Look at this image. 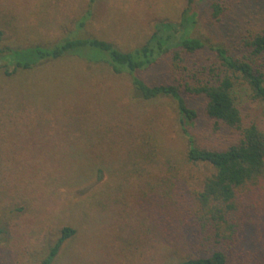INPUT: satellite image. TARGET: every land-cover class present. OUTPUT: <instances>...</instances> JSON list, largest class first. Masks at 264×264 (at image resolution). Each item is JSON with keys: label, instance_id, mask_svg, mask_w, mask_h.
<instances>
[{"label": "rangeland", "instance_id": "1", "mask_svg": "<svg viewBox=\"0 0 264 264\" xmlns=\"http://www.w3.org/2000/svg\"><path fill=\"white\" fill-rule=\"evenodd\" d=\"M212 1L196 0L194 33L245 51L246 35L264 26V0H231L219 22L208 10ZM187 4L0 0V48L16 52L0 54V264H42L66 226L76 233L51 264H173L212 252L215 240L203 242L193 214L213 169L186 162L188 140L171 98L141 100L131 76L92 49L17 70V48L50 47L71 32L130 50L156 24L178 22ZM213 56L207 50L191 63ZM256 64L264 71V54ZM165 69L141 75L152 84L178 82L179 73ZM244 93L247 119L264 127V104ZM188 99L200 112L190 128L198 143L225 146L228 133L207 117L204 97ZM242 191L241 242L228 250V264H264V190Z\"/></svg>", "mask_w": 264, "mask_h": 264}, {"label": "trees", "instance_id": "2", "mask_svg": "<svg viewBox=\"0 0 264 264\" xmlns=\"http://www.w3.org/2000/svg\"><path fill=\"white\" fill-rule=\"evenodd\" d=\"M232 1L234 5L240 3V0ZM195 2L188 0L178 22L156 24L149 38L130 50H122L105 39L71 32L50 47L17 48V70L30 69L45 60H60L67 56L83 58L84 52L92 49L102 54L98 61L109 64L115 72L131 76L134 92L141 100L151 102L171 98L178 111L181 134L188 140L186 162L206 164L213 169L197 194L198 207L193 215L201 224L203 242L211 243L214 239L213 243H216L209 255L188 257L173 264H228V250L234 245L238 247L241 242L243 226L235 222L240 193L244 192L242 189L264 190V127L257 120L247 119L242 96L240 98L242 90H246L244 94L249 99L264 104V71L256 64V57L264 54V26L246 35L245 51H231L225 45L194 33L198 14L193 10ZM229 2L231 0L210 2L208 10L212 19L221 21L230 9ZM207 50L214 54L213 60L194 67L195 56ZM9 52L13 57L16 54L11 48H0V54L4 56ZM166 67L172 73H179L178 82L152 84L141 75L149 70L164 73ZM191 96L204 97L205 114L218 130L225 129L228 133L225 146L198 143L190 128L196 125L200 112L190 103L188 97ZM75 233V228L64 227L50 256L42 264H51L63 243ZM220 245L227 246V250Z\"/></svg>", "mask_w": 264, "mask_h": 264}]
</instances>
